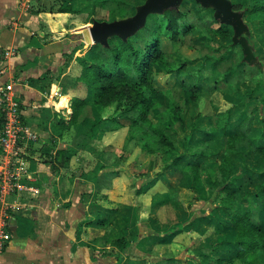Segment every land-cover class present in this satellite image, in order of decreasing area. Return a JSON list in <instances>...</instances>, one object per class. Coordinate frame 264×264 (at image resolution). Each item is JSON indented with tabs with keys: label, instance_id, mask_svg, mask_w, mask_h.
<instances>
[{
	"label": "rangeland",
	"instance_id": "374dc122",
	"mask_svg": "<svg viewBox=\"0 0 264 264\" xmlns=\"http://www.w3.org/2000/svg\"><path fill=\"white\" fill-rule=\"evenodd\" d=\"M137 1L133 14L118 20L125 30L137 23L144 11V22L132 27L135 38L144 32L150 17L162 16L161 9L167 3L179 10H195V19L211 17L215 12L214 5H198L195 0ZM213 1L227 21L239 29L237 39L241 44L231 47L234 38L227 40L200 27L189 33L184 42L162 37L163 49L173 63L189 61L187 68L175 77L160 64L153 74L164 85L152 111L155 123L174 127L179 140L191 136L188 150L180 146L169 156L171 162L181 157L180 162L166 166L161 157L132 138L131 129L111 120L117 113L115 106L104 111L101 140H92L88 123L67 128L58 124L59 115L69 117L72 90L78 89L82 65L76 59L78 63L71 71L64 76L62 73L80 54L79 50L89 45L90 37L108 44L114 42L116 33H106L108 11L91 0H73L71 12L60 11L62 0H12L17 12L6 20L5 26L9 33L15 30L11 27L19 28V42L15 48L9 47V41L3 43L0 60L18 52L24 56L26 47L31 52L19 63H13L11 72L7 64L0 80V145L4 148L3 124L9 117L15 119V127L29 129L36 137L21 134L13 151H6L0 161L4 165L0 168V250L12 240V228L18 221L12 215L17 208L23 218L21 225L33 229L29 236L39 237L40 246L45 247V234L51 236L49 242L55 248L63 244L64 254L39 253L55 264L62 259L71 264H204L210 252L235 253L216 249L218 223L223 218L218 190L203 177L194 183L189 171L197 162L201 169L219 164L205 134L218 113L232 108L235 117L245 113L253 118V125L264 127V120L259 119L264 118V85L257 84L264 79V69L257 64L261 61L264 68V30L257 15L244 10L241 0ZM252 7L250 3L249 8ZM32 16H39V20ZM87 23L94 25L95 34L86 36L77 31ZM50 42L55 43L52 50L44 48ZM244 44L246 48L241 49ZM221 57L224 59L217 64ZM78 64L80 70H76ZM199 66L203 67L200 74L206 86L195 92L189 85L195 81L194 69ZM230 67L234 93L226 95L214 82ZM56 89L60 93L50 98ZM175 108L181 112L185 126ZM192 122L197 125L194 129ZM60 149L66 152L57 159ZM236 161V182L251 193L252 202L257 205L260 199L253 193L260 180L250 177L243 167L264 171V154L246 150L236 156ZM39 200L52 204H40ZM28 202L44 214L31 220L27 215ZM256 212L264 216L260 209ZM108 216L113 220L111 224L101 223ZM88 217L91 219L87 223ZM35 237L26 240L29 243ZM117 237L130 242L119 259L115 253L120 249L111 242ZM260 258L264 264V250L260 251ZM232 264L240 262L234 259Z\"/></svg>",
	"mask_w": 264,
	"mask_h": 264
},
{
	"label": "trees",
	"instance_id": "16d2710c",
	"mask_svg": "<svg viewBox=\"0 0 264 264\" xmlns=\"http://www.w3.org/2000/svg\"><path fill=\"white\" fill-rule=\"evenodd\" d=\"M73 0H62L61 12L73 10ZM97 6L108 11V22H117L133 14L138 4L137 0H91ZM200 3H208L215 6V12L211 17L193 18L195 10L177 9L174 5L162 7V16L150 17L143 33L139 36L116 33L114 42L108 44L97 42L96 38L90 37L89 45L80 51L76 57L82 65L80 75L77 77L78 89L72 90L71 108L69 117L59 115L58 124L63 127H71L76 124L88 123L89 134L92 140H101L104 130L100 124L105 120L104 111L110 106H115L116 114L111 120L118 126H125L132 130V138L142 145V148L161 157L166 166L179 163L181 157H176L172 162L169 156L183 146L189 148L190 135L185 140L176 137V129L164 123H155L152 111L164 92V85L153 77L155 66L162 65L165 70L175 77L180 70L187 68L188 59L180 64L173 63L163 49V38L172 42H184L186 36L200 27L220 36L224 39L241 44L237 39L239 29L235 24L229 23L214 4L213 0H195ZM253 7L250 9L249 4ZM244 10L256 14L259 23L264 30V0H241ZM81 34L89 36L95 34L94 25L87 23L78 28ZM245 49L246 45H241ZM224 59L216 60L217 64ZM258 66L263 71L261 61ZM202 66L194 69L195 81L190 84L196 92L206 86L201 78ZM228 68L214 82L215 87L222 90L226 95L234 93V87L230 81ZM232 79V78H231ZM185 82V79H182ZM258 86L264 85V79L258 81ZM194 96H198L194 93ZM70 97L67 99L69 106ZM181 125L185 126L181 112L175 108ZM232 108L218 113L213 124L207 128L206 143L214 155L219 158L216 168L206 166L201 169L200 163H195L189 171L194 183H198L203 177L208 185L218 190L219 206L223 211V218L219 221V234L215 240L217 248L233 250L217 256L214 252L206 254L208 261L204 264H232L236 259L240 264H263L260 251L264 250V216H259L256 210L264 213V171L256 172L253 169L243 167L249 176L260 180L256 184L253 193L260 202L254 205L248 191L244 190L236 180L237 161L236 156L246 150L255 154H264V127L253 125L252 117L245 113L236 115ZM235 117V119H234ZM264 120V118H259ZM197 127L192 122V128ZM66 149L57 151V159L64 156ZM111 210H116L112 208ZM88 219V220H87ZM87 223L91 217H88ZM110 220L108 222V220ZM101 219V223L110 225L113 221L110 216ZM182 225H179L181 227ZM120 249L115 253L117 259L122 256L130 242L125 237H117L112 240Z\"/></svg>",
	"mask_w": 264,
	"mask_h": 264
},
{
	"label": "crops",
	"instance_id": "0c3cea01",
	"mask_svg": "<svg viewBox=\"0 0 264 264\" xmlns=\"http://www.w3.org/2000/svg\"><path fill=\"white\" fill-rule=\"evenodd\" d=\"M11 2H12V0H0V46L3 43H6L7 41H9L8 42L9 47L15 48L17 46V43L19 42V39L17 37V32H18L19 28H16V25H15L14 28H12V27L10 28V29H15L14 32L9 33L7 31L6 26H5V24L7 22L6 20L8 18H11L12 17L11 15H13L14 12H17L15 9H13L14 7H13ZM14 16H15V14H14ZM33 18H36V20H39V16H32V19ZM36 20L34 22H36ZM38 24L39 23H37V24L33 23V26L34 25L37 26ZM50 27L53 30V25L50 24ZM37 41L41 42L42 39L37 40ZM30 42H31V44L35 43V42L32 43V40H30ZM53 43L54 42H50V44H45L44 48H48V49L52 50L51 46L53 45ZM29 48L30 47H26L25 52H24V54H26V55H24V56H29V54L31 52V51H29ZM82 49H84V48H82ZM82 49H80L79 51H81ZM30 50H32V48ZM78 53H80V52H78ZM24 56L22 55L21 52L20 53L18 52V54L14 53L13 55L11 54L10 57H8L4 60H0V71H1L0 72V80H2V78L4 77L3 74H5L4 72L6 71V68H7L6 65L10 64V67H8V69L11 72L12 67H13V63L14 64L19 63L21 60H23ZM74 63H78L76 61V57L68 65V68L62 73L63 76L67 75L68 72L71 71V69L74 66ZM80 69H81V67L79 65L78 69H76V70H80ZM71 111H72V108H71ZM6 151H8V150H6L5 148H2V146L0 145V161H1V159L4 158ZM3 166H4L3 163L0 162V168ZM1 184L2 183L0 182V186H1ZM49 203L52 204V201H50V202H47L46 200L40 201V204H44V205H47ZM28 204H29L30 210L27 212V215L30 216L31 220L37 219L39 213L42 215L44 214L43 211H41V209L36 210V208L32 202H28ZM16 210H17V208L13 209L14 215H12V216H14V218H16L18 221L16 222V225H14L12 228V240L9 242V244L6 246V248L4 250H0V264H55L53 261L45 259V257L40 255L39 253L46 252V251H49L52 253L60 251L61 254H64L65 248H64L63 244L61 247L55 248V246L50 245L49 239L51 238V236L49 234H45V236L47 238L46 242H44L45 247L40 246L39 237H37L36 235L29 236L32 233L33 229L27 228L26 226L21 225V221L23 218H21V216H20V213H19L20 210H18V211H16ZM27 237H35V238H31L30 242L28 243L26 240ZM216 249H224L225 250L226 248H217L216 247ZM215 254L217 255V253H215ZM224 254H226V253H224ZM217 256H221V255H217ZM56 257H57V255H56ZM56 264H71V263L68 260L66 262L65 259H62V260H60V262H57Z\"/></svg>",
	"mask_w": 264,
	"mask_h": 264
},
{
	"label": "built area",
	"instance_id": "2783aa9c",
	"mask_svg": "<svg viewBox=\"0 0 264 264\" xmlns=\"http://www.w3.org/2000/svg\"><path fill=\"white\" fill-rule=\"evenodd\" d=\"M51 96L50 98L57 96L56 94H59V89H56L55 91L52 90L51 91ZM12 120L15 121V119L13 117H9V121L5 122L3 124V128L5 131V135L6 136H2L1 140L3 142V146L6 150H10L13 151V148L18 140V137L23 134L24 136L28 137V138H35L36 135L33 134L31 131H29V129H25V128H17L15 127V125H13ZM1 231L3 230V224L1 225ZM3 233V231L1 232ZM7 236V235H6Z\"/></svg>",
	"mask_w": 264,
	"mask_h": 264
},
{
	"label": "water",
	"instance_id": "95a60500",
	"mask_svg": "<svg viewBox=\"0 0 264 264\" xmlns=\"http://www.w3.org/2000/svg\"><path fill=\"white\" fill-rule=\"evenodd\" d=\"M166 5H172V4H170V3L168 4V3H167ZM144 16H145V13H144V11H143V12L141 13V15L138 17V21H137V23H135V24L133 23L130 27H128V28L125 29V30H122V29H121V27H120L118 21H117V22H113V23H108V24H107V27H106V33L110 32V31H114L115 33L128 34V33L131 32L133 26H135V25H139V24H141V23L144 22ZM101 35H102V33L99 32V38H100ZM98 40H99V39H98ZM97 42H100V41H97ZM101 42H103V41H101ZM0 52H1V50H0Z\"/></svg>",
	"mask_w": 264,
	"mask_h": 264
}]
</instances>
